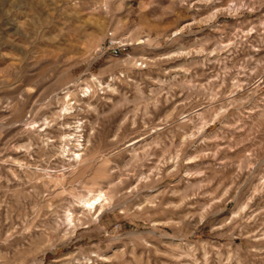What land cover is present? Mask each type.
Returning a JSON list of instances; mask_svg holds the SVG:
<instances>
[{"label":"rangeland","instance_id":"374dc122","mask_svg":"<svg viewBox=\"0 0 264 264\" xmlns=\"http://www.w3.org/2000/svg\"><path fill=\"white\" fill-rule=\"evenodd\" d=\"M0 264H264V0H0Z\"/></svg>","mask_w":264,"mask_h":264},{"label":"bare ground","instance_id":"6f19581e","mask_svg":"<svg viewBox=\"0 0 264 264\" xmlns=\"http://www.w3.org/2000/svg\"><path fill=\"white\" fill-rule=\"evenodd\" d=\"M109 86V85H108ZM113 88L112 86H110ZM110 88V89H111ZM115 88V87H114ZM75 141V140H74ZM133 148V146H132ZM82 144L80 142V134L76 138V144L74 145V149L72 151V160L74 162H78L81 159L82 154ZM135 150V149H134ZM133 151V150H132ZM135 152V151H133ZM108 187V186H107ZM105 188L101 189H87L84 194H82L80 197H78V202L81 204L82 207L86 208L87 210L91 209H101L104 206H106L110 202V196L107 192V190H104ZM68 208V207H67ZM89 211V212H90ZM64 215V221H66L68 224L72 223L73 220V212L71 209H66L63 213Z\"/></svg>","mask_w":264,"mask_h":264},{"label":"built area","instance_id":"2783aa9c","mask_svg":"<svg viewBox=\"0 0 264 264\" xmlns=\"http://www.w3.org/2000/svg\"><path fill=\"white\" fill-rule=\"evenodd\" d=\"M120 44H121V43L113 44V42H112V44H108L107 49H108L112 54L116 55V54L120 51V49H121V45H120Z\"/></svg>","mask_w":264,"mask_h":264}]
</instances>
